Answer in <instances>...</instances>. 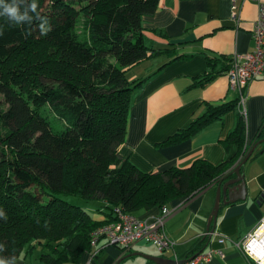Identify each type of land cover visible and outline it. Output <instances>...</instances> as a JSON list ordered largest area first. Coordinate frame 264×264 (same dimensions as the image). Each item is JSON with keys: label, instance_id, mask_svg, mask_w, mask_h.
<instances>
[{"label": "trees", "instance_id": "16d2710c", "mask_svg": "<svg viewBox=\"0 0 264 264\" xmlns=\"http://www.w3.org/2000/svg\"><path fill=\"white\" fill-rule=\"evenodd\" d=\"M159 1L37 0L23 25L0 17V210L7 216L0 218V258L37 249L43 264L76 263L90 249L91 232L116 218L115 208L135 213L193 197L247 153L245 117L233 100L209 105L159 144L177 143L235 109V127L222 140L238 147L230 159L144 172L120 154L131 93L142 82L126 72L154 52L143 18ZM16 2L24 11L31 0ZM80 17L84 35L76 28ZM208 67L196 84L214 78L211 60ZM65 196L103 200L106 219L95 220Z\"/></svg>", "mask_w": 264, "mask_h": 264}, {"label": "crops", "instance_id": "0c3cea01", "mask_svg": "<svg viewBox=\"0 0 264 264\" xmlns=\"http://www.w3.org/2000/svg\"><path fill=\"white\" fill-rule=\"evenodd\" d=\"M261 3L264 0H160L156 11L143 18L145 43L154 52L126 72L129 80L142 82L131 93L127 131L120 148L123 157L140 170L151 172L188 167L197 159L217 165L236 156V144L222 142L235 127V109L177 143L159 144L188 127L209 105L233 100L238 104L239 93L230 87L223 69L234 55L253 49L251 30ZM172 54L183 56L173 60ZM209 60L216 74L209 82L198 85L195 79L210 71ZM140 64L146 65L141 68ZM243 95L244 146L249 148L264 127V73L248 84ZM242 171L247 196L220 204L213 233L210 234L212 222L209 230L206 226L215 202L216 182L193 197L174 199L166 205L170 214L164 230L174 241L168 250L159 252L155 245L142 240L122 250L102 237L80 254L78 262L68 264H157L150 257L184 260L210 248H221L223 255H215L206 264H259L242 250V243L264 220V141ZM96 200L101 204L97 210L84 208L94 211L96 216L90 215L95 220H105V202ZM159 212L160 208L152 207L132 214L147 218ZM221 237L224 243L218 242ZM15 261L43 264L38 252L21 255Z\"/></svg>", "mask_w": 264, "mask_h": 264}, {"label": "built area", "instance_id": "2783aa9c", "mask_svg": "<svg viewBox=\"0 0 264 264\" xmlns=\"http://www.w3.org/2000/svg\"><path fill=\"white\" fill-rule=\"evenodd\" d=\"M233 17L237 18V15L233 14ZM251 34L253 49L245 54L234 55L225 71L230 87L239 93L238 105L243 114L244 89L252 80L264 73V3L258 5V13L253 22ZM169 214L170 210L167 206H162L159 214L147 218H138L132 213L115 208L116 218L96 227L91 232L90 245L95 246L100 238L105 237L109 244L128 250L142 240L155 245L159 252H164L174 244L164 230L165 219ZM262 226H264V220L242 243V250L255 257L258 263L257 258L262 256H257L255 251L259 249L264 251V233L258 234ZM218 242L224 243V238H219ZM240 244L241 242L237 243L238 246ZM215 255H223L221 248L200 251L187 259L175 260L173 264H206Z\"/></svg>", "mask_w": 264, "mask_h": 264}, {"label": "water", "instance_id": "95a60500", "mask_svg": "<svg viewBox=\"0 0 264 264\" xmlns=\"http://www.w3.org/2000/svg\"><path fill=\"white\" fill-rule=\"evenodd\" d=\"M264 141V137L257 140L249 148L243 159L235 163L225 174V176L216 182V196L213 208L210 212L207 222V230L210 228V234L214 231V224L216 216L220 207V204H225L228 202H235L237 200H243L247 196L246 181L244 178V173L242 171L245 162L251 156L256 147ZM157 264H173L175 260H168L163 257H150ZM181 261V260H180Z\"/></svg>", "mask_w": 264, "mask_h": 264}, {"label": "clouds", "instance_id": "9594fccd", "mask_svg": "<svg viewBox=\"0 0 264 264\" xmlns=\"http://www.w3.org/2000/svg\"><path fill=\"white\" fill-rule=\"evenodd\" d=\"M39 8L37 0H31L28 10L22 11L16 0H0V17H5L10 23L16 25H23L25 21H30L32 18L28 15L31 11L36 13ZM43 29V25H41ZM47 29H44L45 35L47 34ZM0 218L7 220V216L3 210H0ZM3 245H0V251L3 250ZM259 264H264V256L257 258ZM0 264H16L15 257L13 256L11 260H6L0 258Z\"/></svg>", "mask_w": 264, "mask_h": 264}, {"label": "rangeland", "instance_id": "374dc122", "mask_svg": "<svg viewBox=\"0 0 264 264\" xmlns=\"http://www.w3.org/2000/svg\"><path fill=\"white\" fill-rule=\"evenodd\" d=\"M78 31L81 33V35H84L85 34V31H86V28H85V23H84V20L80 17L79 21L77 22V25H76ZM146 64H140L139 67H143L145 66ZM136 70H138V68H136ZM134 71V70H133ZM5 129L2 128V126L0 125V133H3ZM66 200L74 203V204H77V205H81L83 207H92V208H95L96 210L99 208V206H101L100 203L97 202V200H83V199H80V198H77V197H74V196H65ZM93 217L96 216L94 211H90L89 212ZM37 249H35L33 251V254H36L37 253Z\"/></svg>", "mask_w": 264, "mask_h": 264}, {"label": "bare ground", "instance_id": "6f19581e", "mask_svg": "<svg viewBox=\"0 0 264 264\" xmlns=\"http://www.w3.org/2000/svg\"><path fill=\"white\" fill-rule=\"evenodd\" d=\"M261 232L264 233V226H262L261 228H259V230H258V234H261ZM255 254H256L257 256H264V251H263V249H262V250L259 249V250H256V251H255Z\"/></svg>", "mask_w": 264, "mask_h": 264}]
</instances>
